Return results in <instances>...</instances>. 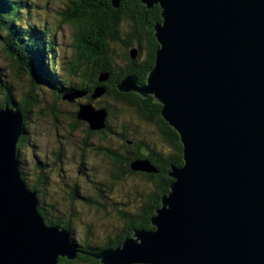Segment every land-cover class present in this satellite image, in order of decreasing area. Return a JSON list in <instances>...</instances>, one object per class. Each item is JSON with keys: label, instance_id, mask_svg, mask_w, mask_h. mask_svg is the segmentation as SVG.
Instances as JSON below:
<instances>
[{"label": "water", "instance_id": "95a60500", "mask_svg": "<svg viewBox=\"0 0 264 264\" xmlns=\"http://www.w3.org/2000/svg\"><path fill=\"white\" fill-rule=\"evenodd\" d=\"M140 1L161 9L155 65L145 84L129 78L119 91L154 98L179 135L184 164L172 168L174 182L152 218L155 230L134 232L122 248L94 258L264 264V0ZM112 2L119 7L120 0ZM79 113L92 130L103 128L96 121L103 110L85 106ZM22 123L18 110H0V264L72 261L77 252L68 232L45 225L36 193L21 179ZM133 169L152 171L147 163Z\"/></svg>", "mask_w": 264, "mask_h": 264}, {"label": "trees", "instance_id": "16d2710c", "mask_svg": "<svg viewBox=\"0 0 264 264\" xmlns=\"http://www.w3.org/2000/svg\"><path fill=\"white\" fill-rule=\"evenodd\" d=\"M50 1L54 0H40L46 5ZM63 3L64 10L57 11V14L60 15L62 25L71 26L74 29V53L66 78H61L57 72L55 36H50L52 34L45 24L41 26L23 22L26 16L31 15V3L28 0H0L1 53L9 60L16 73H25L29 76L31 89V93L23 94L22 99L18 101L14 99L9 87L6 86L0 109L8 105L12 109L19 110L23 117L22 135L17 147L18 163L21 165L22 143L28 140L26 135L29 111L38 108V100L32 96L34 90L36 91L39 87L49 88L63 99L69 95L78 94V98L73 102L65 100L69 104L77 105L81 98L87 106H90L95 103L93 99L95 93L102 89L103 97L106 99L100 101L95 108L103 110L107 120L106 123L103 122L106 128H101L100 133L106 134V138L110 133V144L117 142L115 150L111 147L97 150L98 154H103L113 162L115 169L109 179L110 183L111 185L125 184L127 177L140 176L149 188L146 192H143L145 189L139 190L142 196H137L133 202L127 201L126 209L113 210L116 211L117 219L122 222L121 227L117 229L118 234L114 232L107 234L106 245L103 242L93 244L85 239L82 246L78 247V244L72 240V236L76 230L75 220L81 218L75 214L74 220L65 219V214L61 215L54 205L49 215L50 211H47L45 201L40 196L45 192L48 180L44 164L40 163L37 168L42 174L34 181V185L27 184L21 172L24 182L30 188L28 189L37 192L36 210L46 226H58L66 230L69 240L71 238L70 245L78 251L77 258L74 260L60 259L58 264H100L94 258V254L97 255L110 248L122 247L125 240L129 239L135 231L155 230L152 226V218L155 217L156 210L161 208L163 197L170 192V186L174 182L170 177L172 168H180L184 164L183 146L178 133L163 120L162 107L153 97L143 99L136 93L119 91V86L129 78H136L139 84H145L149 71L155 65L159 45L155 38L154 27L162 22L160 6L155 5L148 9L140 0H120L118 8H114L112 0H64ZM54 31L57 30L54 29ZM134 50L137 56L133 58ZM71 76L80 78V84H71L68 81ZM0 85L5 87L1 75ZM77 107V110H80L79 105ZM129 111L132 117L141 123L155 126L158 137L156 141L160 149L157 144L152 143V138L149 136L137 135L133 138L128 136L125 129L129 124L128 119L125 116L122 121L121 115ZM39 112L43 114L41 110ZM60 114H62L61 110L49 111V115H52L56 122L59 121ZM74 115L73 131L78 130L77 126L85 125L86 136L82 150L84 155L92 136L98 133H94L96 130L91 129L88 121L81 120L78 114ZM110 119L111 122L118 123V127L111 130V125H108ZM136 126L139 129V125ZM142 163H147L152 171L133 169ZM78 196V188H74L71 195L72 205L80 199ZM84 201L87 206L96 204L93 199L91 201L84 199ZM80 204L82 206L85 202ZM110 205L105 202L97 205L95 209H110ZM112 235H115L114 238H111Z\"/></svg>", "mask_w": 264, "mask_h": 264}, {"label": "rangeland", "instance_id": "374dc122", "mask_svg": "<svg viewBox=\"0 0 264 264\" xmlns=\"http://www.w3.org/2000/svg\"><path fill=\"white\" fill-rule=\"evenodd\" d=\"M29 1L32 9L31 15L26 18V21L32 25L39 24L44 26L45 24L48 31L52 34L51 37L55 36L56 68L59 71V76L66 78L68 76L67 69L71 65L74 53V29L71 26L62 25L60 15L58 16L57 14V11L60 10L62 12L64 10V0L50 1L47 5L40 2V0ZM54 29L57 31L55 32ZM136 54L137 52L134 55ZM0 75L2 82L5 84V87L0 85V103L4 99L3 92L7 89L6 86L9 87L14 99L16 98L18 101L22 99L23 94L31 93L29 76L25 73H16L9 60L2 55L1 48ZM68 81L74 85H79L81 82L80 78L72 76ZM33 92L32 96L35 99L37 98L38 108L43 114L39 112L38 108L29 111L26 135L28 140L22 143L20 172L24 174L27 184L34 185V181L42 174L41 172L39 173L37 168L40 163L44 164L48 180L46 181L45 192L43 195L40 194V196L45 201L47 211H50L49 215H51L52 206L54 205L57 207L56 210L58 209L57 211L61 212V215L65 214V219L74 220L76 218L75 214L78 218H81L75 220L76 230L72 237L78 247L82 246L85 239H88L93 244L103 242L106 245V235L113 234V232L118 234L117 229L121 227L122 223L120 219H117L116 211L113 210L126 209L127 201L130 202L131 200L133 202L134 198L139 195L140 197L142 196L139 190L145 189L143 192H146L149 188L145 180L140 176H129L126 178L125 184L111 185L109 179L115 169L113 162L103 154H98L97 150L100 148L109 149V147L115 150L117 149V142L110 144V133L107 138L105 137L106 134L100 133L103 128L97 129L96 132L93 131L98 133V135L92 136L93 138L90 140L88 147L85 148L87 150L86 154H84L85 156L82 154L86 136L85 125L77 126L78 130L73 131V121H75L73 115L76 114L77 116V114H80V110H77V105H79V108L87 106L84 99L79 98V104L76 101L77 105H74L75 103L69 104L49 88L43 89V87H39ZM103 96L102 89L95 93L93 98L95 103L90 105L95 112L101 111L95 107L99 105L100 101L106 99ZM11 110L17 112L16 109L11 108ZM51 110H61L62 114H60L58 122L53 120L52 115H49ZM118 111L120 112V108H118ZM125 116L129 123L125 129L130 138L137 135L149 136V138H152V143L157 144L158 149H160L156 141L158 137L155 126L141 123L138 119L132 117L133 115L130 114V111L129 113L126 112L125 115H121L122 121H124ZM103 120L98 118L96 121L99 124L100 122L106 123L107 116ZM109 124L111 125V130L114 127H118V123L111 122V119L108 122ZM136 125H139V129L136 128ZM103 127H105V124ZM27 188L29 187L27 186ZM74 188H78L82 201L80 199L76 200V204L72 205L71 195ZM101 196L104 197L101 198ZM84 199L88 201L93 199L96 204L87 206ZM80 202H85V204L81 206ZM105 202L108 205L111 204L110 209H106L107 211L95 209L97 205ZM114 236L112 235L111 238H114ZM138 242L140 243V241ZM117 248L110 249L116 250Z\"/></svg>", "mask_w": 264, "mask_h": 264}, {"label": "bare ground", "instance_id": "6f19581e", "mask_svg": "<svg viewBox=\"0 0 264 264\" xmlns=\"http://www.w3.org/2000/svg\"><path fill=\"white\" fill-rule=\"evenodd\" d=\"M47 35V34H46ZM20 141V140H19ZM18 144H19V142H18ZM18 144H17V147H18ZM20 173V176H21V179H22V181H23V183H24V185H25V188L29 191V192H31V193H36V192H34V191H30L28 188H27V185H26V183L24 182V180H23V176H22V174H21V172H19ZM36 197H37V202H38V196H37V193H36ZM161 207H162V204H161ZM46 225V224H45ZM135 232H140V231H135ZM132 236H134V234L132 235ZM132 236L130 237V238H132ZM73 237V236H72ZM134 239V238H133ZM70 240H71V238H70ZM126 241V240H125ZM45 247L47 246L46 244L44 245ZM76 258H77V256H76Z\"/></svg>", "mask_w": 264, "mask_h": 264}]
</instances>
